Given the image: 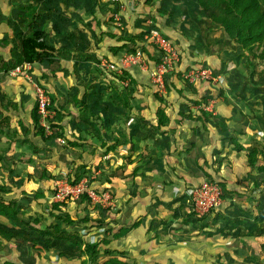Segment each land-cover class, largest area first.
<instances>
[{"label":"crops","instance_id":"crops-1","mask_svg":"<svg viewBox=\"0 0 264 264\" xmlns=\"http://www.w3.org/2000/svg\"><path fill=\"white\" fill-rule=\"evenodd\" d=\"M121 1L123 3L125 2V7L128 9V11L135 12V14L133 12L134 15H137L136 11L140 9H143L144 11H147L148 9H153L155 11L156 8L158 9V11H161L163 10V7L161 5L162 3L164 4L165 1L168 5L167 0ZM173 1L174 3H181L183 7L186 4V0ZM0 3L3 11L0 13L2 14V18L4 19L0 23V38L2 39L5 36L7 37V39H10L14 31L19 30L23 32L25 28H21L22 26H20V28L18 27L14 29L15 24L11 20V0H0ZM188 4L191 11L202 15L201 10L198 8L194 1L191 2L188 0ZM175 6L176 4L169 3V7L172 10L176 9ZM33 8L34 9L30 12H33L35 14V17L39 16L41 12H44V10H38V7ZM177 10L180 9H176V11ZM180 11L185 13L186 7L181 8ZM30 12H25L23 14L22 11L21 18L24 17L25 19H23L26 22L24 26L29 23L27 16L30 14ZM171 12L172 11H170L169 13ZM166 14H168V9ZM37 20L38 19H36V21ZM36 21L33 23V28L36 31H40V29L37 28L38 25L36 26L35 24ZM184 27H186V25L180 24L178 27L179 32H183L182 29ZM30 31L31 29H29V32ZM112 34L116 36L115 33L111 31L107 32L109 46H116L117 44L115 43L117 42L113 43L114 41H116V39L112 37ZM49 38H52V36ZM53 38L57 40L56 36H53ZM45 42L54 48L58 47L54 46L53 44L47 41ZM189 43L192 44V42ZM180 45L182 47V42L180 43ZM187 45L188 43L184 42L183 49L185 51L188 50ZM94 47L95 46H93V48ZM97 47L98 46H96L95 48ZM152 47H154V45ZM71 53L74 54L76 59L72 58L70 60H66L62 59L61 57H57L54 58V61L51 63L50 67H47L46 69L44 66L47 62L39 63V67H32V70L35 69V72L33 70L32 76H34L35 73V75L40 76L43 80V83H45L46 79L42 77L41 72L43 71L46 73H50L51 70H54L61 66L66 67L70 70L72 69V72L67 77H62L58 79V82H60L58 87H60L62 82L65 81V79L74 80L75 76L73 71V64H78L79 62H81V57L76 55L75 52L71 51ZM117 53V50L116 53H113L111 51L110 56L112 58H109V61L116 60L119 55ZM152 53H155V51H152ZM107 54L106 52L101 53V55L103 56ZM103 59L104 58H102L101 60ZM101 60L99 62H101ZM185 63L186 65H188V62L183 58L181 68H183V65H185ZM139 71L143 73V71ZM19 76L23 77V83H27L26 89L17 88L20 82L18 81L19 78H17L16 76H8L2 84V92L4 91L3 93L7 95L8 101L6 109L3 112L0 110V116L2 115L0 120H3L5 118V123H7L3 124V133L0 134V151L2 149H5L6 155L7 152L9 153V151L12 153L24 152L26 156L20 157L19 155L15 160V166L21 169V177H26L27 171L30 170V165L33 164L31 171L33 172V174H35L34 178H32L28 183L25 182L24 184L29 186L28 184L34 182L37 186V189H39L44 187V185H46V179H49L43 178L41 180L40 176H37V174L40 175V171L43 168L46 169L47 174H57L56 170L60 169L59 167L64 166L63 163L73 162L74 165V162H76L75 164H77L79 150L65 149L64 151L60 152L59 149L56 147H46L47 145L43 143L40 140V137L35 134L30 115L31 110L35 105L34 91L33 88H31L32 86H30L29 83L26 81L27 79L22 74L18 75V77ZM58 90L60 91L59 88ZM174 91L176 92V96L179 97L181 103H177L173 107H164L163 112L168 118V125L162 127V131L158 133H152L150 131L151 133L146 132V135L148 136L147 144L149 145L150 152L154 151L156 153H159L158 147L163 148L166 152V154L164 152L165 156L163 157V162L167 163V158H169L172 161H176V163H174L175 166H172L169 160L167 164L170 165V167H168V170L164 171V173L155 175L151 174L148 171L147 173H145L144 171L142 174L134 175L135 177L139 176L140 178L138 182L135 178L134 181H132L133 185L136 184L137 186L133 189L132 195H127L126 204H114L115 206L113 208L116 209L115 215L107 226L109 228H112L111 234H116L118 229L117 227H119V225L123 226V224L126 223L128 225L129 221L132 223L130 225L132 228L125 234H122L121 236H116V239L111 241L109 246L123 253L122 256L128 258V260H130L132 264H244L243 262L246 261L245 258H247L248 256L247 251H252V243L248 242L251 246V249H249L250 247H248V244H245V242L255 240L256 236L249 235L251 233L247 234V227L244 229L241 228V222L245 218V215L242 214L244 213L242 211L244 210V206H242V204H231L232 201L236 202V199H234V197H229L233 191H235L237 195L238 190H235L236 188L233 189L234 187L230 181H223V178L226 176L224 172H216L217 170L215 169L214 163H217V165L220 164V160L216 159L218 157L219 146H225V148H222V150L226 151L224 153H226L228 156L229 153H227V151L229 150V148L228 143L226 141L228 135H225L223 130H218L219 123L216 122L209 114L212 112L215 113V111L218 110L217 108H215V110H212L213 105L208 100L212 91L211 93L206 89H198L197 91ZM76 94L77 93L74 91L72 94H69V96H67V99H65L64 96L63 101H61L66 107L60 110L61 121L58 123L57 129L60 131H64V134L66 135V141L75 140L76 138H78L79 134L82 133V128L84 130L87 127L81 120V110L86 105H88L90 110L92 107V101L96 97H93L88 90L84 92L82 98H78ZM73 95H75L74 100H72L73 97H70ZM59 96H62V94H60ZM114 96L116 97V94ZM134 96L135 102H137L138 100L136 98V94H134ZM68 99L70 101H68ZM204 101L205 103H203ZM196 102H201V104H197ZM158 106L159 105L156 104L154 107H151V122L149 123H151L152 125L156 124L155 112ZM120 108L122 111L123 108ZM220 108L221 110L219 111V113H221L223 118H227L230 114L229 111L226 110L227 108ZM201 111L207 113L206 116H208H201ZM94 112L96 113V110ZM118 113H120V110L116 108L112 109V114L111 116H109L110 123L108 124L110 129H106L104 127V129L102 128L101 131L103 140L106 141L107 139H112L113 136L120 138L119 135H122L120 133H123L122 136H128L129 139L131 138L132 134L133 139H135V143H137L139 141V138L137 132L135 131V123L132 124L128 122V126L123 128L121 124L119 125L121 119H119ZM130 113L138 114V118L139 114L140 116H144L143 114H145L144 108H140L138 106V102L137 105L131 109ZM144 117L146 119V116ZM222 121V126H225L227 120L222 119ZM142 123H147V121H142ZM4 133H6L7 135H5ZM159 134L162 135L161 138L158 137ZM84 137L86 139L80 140V142L91 145L88 148L89 152H91V149L101 142L100 140H97L96 137H91L90 135L88 136L85 134ZM59 138L64 141L62 137ZM96 141L97 144L95 143ZM54 142L59 144L57 139ZM151 142L152 145L149 144ZM32 146H34V149ZM152 147H154V149ZM27 148H29V150H27ZM49 149H54V151L57 152V157L55 158L57 160H54V162H56L54 163L55 167L59 165L57 168L52 169V166L50 168L49 164L47 163L49 161L47 160L49 159V156L48 152L46 153V150L49 151ZM37 150H39L40 154L37 156L32 155V158L30 159L34 160V162L32 161L30 164L26 163V161H29V157L27 156V154ZM186 150H188L187 153L182 155L184 152L181 151ZM111 153L112 152L110 151L106 154H99L97 152H94L90 155V160L95 161L98 159V161L102 164V167H100L99 170L96 171L95 169H93V171H96L94 172L95 175L98 174L101 170L107 171L105 170L106 167H104V165L107 160L111 161ZM161 153L163 154V152ZM153 157L155 158L157 156L154 155ZM8 158L9 160L11 159V161L13 160L12 157ZM161 158L162 156L160 157V159ZM51 160H53V158ZM115 160H117V157L115 158ZM58 161H60V164H58ZM195 161H197L198 163H195ZM202 162L203 164H200ZM223 164L224 163L222 161L221 165ZM0 166H3V163H1ZM15 166H12V168ZM7 168L9 167L7 166ZM68 170H72V165L71 168L68 167ZM199 173H201V176L203 177L207 173L214 180L222 183L224 182L226 190L231 192V194L229 195L227 193V200L225 199L224 202L220 204L217 209H213V211L208 213L207 216L204 217L205 219L195 217V213L191 211L190 206L186 204L185 199L181 200L180 198H177L176 194L173 193L174 188L171 189L173 185H175L179 181H182L184 184H187L186 181H193V176H198L200 175ZM6 176H4V178ZM57 178L62 179L61 177ZM97 184L106 187L108 185L110 187L113 186V188L115 187V189L117 188L119 189V191L122 189L121 185H123L121 182L113 184ZM22 189L28 192L30 191L27 188H23V184L20 190ZM252 205H254L255 207L258 204ZM42 207L46 209V204H31L32 212H39L41 211ZM234 207L236 208V210L234 209ZM230 209H234L235 213L231 212ZM3 219L4 218H2V220ZM50 221L51 218L47 217V223H49ZM6 222L9 223L8 221ZM230 226H232V228L228 229V227ZM249 226L250 225H248V227ZM17 227L21 228L20 225ZM87 229L88 231L86 235L84 234L87 237L79 234V238H82L89 242H94L100 239L103 234L100 232L101 229L99 230V227L93 226ZM72 231L77 230L76 228H73ZM249 232L253 233V231ZM92 235L97 238L93 239ZM224 241L225 245H228V247L233 246L231 247L233 249H230V251L224 250L223 252V256L225 258L229 257V259L227 258V261H225L224 259L220 260V253L217 246L219 242L222 243ZM160 243L161 246L159 245ZM30 244L31 243L24 241L23 243H19L16 245L12 241L0 237V264H91L88 261L87 255H83L81 253L76 252V247L73 246L75 245V243H65L61 241V245L59 244V246H57L55 249H50L46 253L41 250H32ZM245 245L247 246V248ZM99 247L100 250L104 249L103 245ZM237 260H241V262H237Z\"/></svg>","mask_w":264,"mask_h":264},{"label":"rangeland","instance_id":"rangeland-1","mask_svg":"<svg viewBox=\"0 0 264 264\" xmlns=\"http://www.w3.org/2000/svg\"><path fill=\"white\" fill-rule=\"evenodd\" d=\"M189 1L193 2L194 0ZM167 2L168 5L166 4V1L164 4L162 3L161 6L163 7V10L161 11H158V9L156 8L155 11L153 9H148L147 11L140 9L136 11L137 15H134V11V14L133 12L128 11V9L125 7V2L123 3L121 0H11L10 8L12 9L11 20L15 24L14 29L18 27L20 28V26H22L21 28H25L23 32L18 30L16 32L14 31L15 33L19 32L18 35L20 33H29V29L24 26L26 22L23 18H21L22 11L24 14L25 12L32 11L31 9L33 7H38V10H44V12L40 13V15L38 16V20L35 23L36 26L38 25L37 28L42 32L41 38L43 36L44 41H47L54 46H58L56 47L57 49H59L60 47L65 48L70 52H75L76 55L81 57V62L77 64L76 70L74 72V80L65 79L60 87H58L57 85V89L49 88L47 91L49 96L54 94L57 99H60V101H63L64 96L65 99H67V96H69V94H72L74 91L77 93L76 95L78 96V98H82L86 90H88L93 97L96 96L95 98H99L101 94L105 92V89L108 88L106 86L108 78L105 75H101V73L99 72L100 70H102L99 66V61L102 58L106 59V61H109V58H112L110 56L112 49L110 48L113 47V45L109 46V39L107 37L108 31L115 33L116 38L114 39H117L119 37L134 38L135 36V38L137 39L141 36V38L143 39L141 44L143 45L128 43L127 48L139 45H141L142 47L144 46L148 54L147 57L150 59V64L156 63V60L160 59L161 57L160 51L152 47L153 44H155L152 38L153 33L160 34L172 44V46L178 53L179 59L178 61H175L177 63L175 64L174 69L165 74L162 85L154 82L149 77L148 73H141L138 67H132L128 70L130 74L129 77H132L136 80L137 90L134 92V94H136L137 96L136 98L138 100V106L142 109L144 108L145 114L143 115L146 116L145 120L147 121V125L145 126L144 130H147L148 127H150L151 129L153 128L152 124L149 123L151 122L150 112H152V106L154 107L157 104L161 106H158L159 108H163L164 110V107L166 106L173 107L175 104L181 103L179 97H177L175 94V89L190 91L192 89V91H197L198 89H206L210 93L212 91L210 98L208 97V100L213 105L212 110H215V108H217L218 110L215 111V113L212 112L209 114L216 122L219 123L218 130H223L225 135H228L229 137H227L226 139L229 148L227 153H229V156L224 153L226 151L222 150V148H225V146H219L218 157L216 159L220 160V164L217 165V163H214L215 169L217 170L216 172H224L226 176L223 178V181H230L234 187L233 189L236 188L235 190H238L237 195L235 191H233L230 195L229 198L234 197V199H236V202L232 201L231 204H242V206H244V210H242L244 213L242 214L245 215V218L241 222V228L244 229L247 227V230L245 229L247 234L251 233L249 235L256 236L255 240L249 239L251 241L245 242V244L247 243L248 247H250L249 249H251V246L248 242L252 243V251H247L248 256L247 258H245L246 261L243 263L262 264V244L264 243V169H260L258 167L261 166L264 162V85L262 87L259 86L258 88H254L251 85V78L249 77V58L251 59V57L247 55L245 51L240 50L234 44L225 42L222 44H215L211 47L206 46V43L212 40L214 34H219L220 32H212L211 36H201L199 33V27L205 26L203 17L202 15H199V13L190 10L188 0H186V4L184 3V7L181 3H174L173 0H167ZM169 3L176 4V9L180 10L181 8L186 7L185 13L181 12L180 10L176 11V9L172 10L169 7ZM167 9L168 14H166ZM164 10L166 13L164 12ZM170 11L172 12L169 13ZM0 12H3L1 3ZM0 20H4L1 13ZM180 24L186 25V27L182 29L183 32H179L178 30ZM51 36L52 38H49ZM53 36H56L57 40L54 39ZM3 38H0V61L3 58L4 60H8V58L11 57V50L16 53V48H13L12 42V40L17 39L16 35L13 34L10 39H7V37L5 36ZM181 42L182 47L180 45ZM184 42L188 43L187 51L183 49ZM189 42H192V44H190ZM113 43L117 44L116 47H114L115 49H117L121 42L114 41ZM93 46L98 47L93 48ZM152 51H155V53H152ZM103 52L109 54L103 56L101 55V53ZM117 52V54L120 55L121 53L127 51L121 48ZM94 58L98 61H95ZM183 58L188 62V65H186L185 63V65H183V68H181ZM251 62L255 65L257 71H260L263 68V66L261 65V61L252 59ZM33 70L35 72V69ZM33 70H31L30 79L26 78V81L30 86H32L31 88H33V82L37 84H43V80L40 76L35 75V73L34 76H32ZM196 71H208L209 75L208 77L203 79L195 78L190 81V78H192L193 74H195ZM9 76L12 75L9 73ZM16 77L19 78V80H17L20 82L17 88L26 89L27 83H23V77ZM184 81L191 84L192 87L186 86ZM2 88L3 87H1V89ZM58 88L60 89V91L58 90ZM3 92L0 91V110L2 112L6 109L8 101L7 95L4 94V96H1ZM60 94H62V96H59ZM240 100H242V106H240L239 104ZM68 101L70 100L68 99ZM97 103L99 105L100 103H103V101L98 100ZM198 103L201 104V102ZM203 103H205V101ZM220 107L227 108L226 110L229 111L230 114L227 118H223L221 113H219V111L221 110ZM118 110L121 111V108H118ZM240 110H242V113L245 114L244 118L242 117L239 120L238 117H236L235 119L233 116L241 114V112L238 114ZM222 119L227 120L225 126H222ZM145 120L143 121L145 122ZM128 122L132 124L137 122L134 125L136 126L135 131L137 132L139 138V136L141 135L139 126L141 128L142 120H139L138 117H133L129 121H127V123H123L121 121L119 125L121 124L123 128H125L126 126H128ZM122 135H119L122 145L118 148V150H121L119 154H126L127 149L130 147V143L128 142L129 137H123ZM158 137L161 138L162 135L159 134ZM231 137L236 139V142H238V144L243 147L242 151L239 149V146L237 147V145H235L230 140ZM62 138L64 139L63 143L60 141L59 144L54 142V147L58 148L60 152L65 150L64 148L67 142L66 135ZM113 140L114 139H107L106 143H113ZM140 144V141H138L137 143L134 142L133 145H131L132 155L135 156L139 153L140 150H143ZM149 144L152 145V142ZM105 148L106 145L101 147L98 143L94 148L91 149V152L92 154L94 152L104 154ZM152 148L154 149V147ZM254 148H256L259 153L257 154V157L254 161V165H250L248 163L247 153ZM27 150H29V148H27ZM158 150L159 155L162 156L161 159L159 157H151L143 161L142 166L144 167L145 173H147L148 171L151 174L159 175L161 173H164V171L168 170V167H170V165L167 164L170 160L169 158H167V163L163 162V157L165 156L164 149L158 147ZM37 152L40 154L39 150H37ZM47 152L49 156V159H47L49 160L47 162L49 164V167L51 168L52 166V169L57 168L59 165L55 167L54 164L56 163L54 162V160H57L55 159L57 157V152L54 151V149H49V151L46 150V153ZM147 152L149 151L144 150L143 154H147ZM161 152H163V154ZM117 153L118 152L116 151L111 153V161H106L104 167H106L105 170H107V173H112L115 170V166L117 164L115 158L118 156ZM11 154L12 152H7V156H10ZM52 158L53 160H51ZM221 160L224 163L223 165H221ZM170 162L172 166H175V160H170ZM91 163L97 164L99 163V161L98 159L95 161L92 160ZM58 164H60V161H58ZM63 164L64 166H61L62 168L59 167L60 169L56 170L57 174H54V180L57 178V176H59L58 174L62 176L65 174H69L68 167L71 168L72 163L65 162ZM200 164H203V162ZM8 170L9 168H7L5 164H3V166H0V184L8 185L6 187L7 192L3 194L4 198H19L21 192L20 188L12 187L8 183L9 181L5 179L6 177L4 178V176L6 175L9 176ZM199 174L200 175L198 176H193V181H186L187 184L179 181L177 185H174L171 188H174L173 193L176 194L177 198H180L181 200L185 199V202L186 204H188V206H190V203L187 201L189 200V197L187 196L188 189L191 186L198 184L203 178V176H201V173ZM128 175L129 173L126 174V177L124 176L122 178L123 180L121 179L123 185H121L122 189L120 191L119 189H115V187L113 188V186L110 187L108 185L113 196L114 204H126V197L129 194V192L127 191L126 183L128 182L131 184L132 179L134 181V178L137 180V182L140 180L139 176H134V178H131ZM37 176L39 175L37 174ZM21 178L24 179L25 176ZM53 182L54 181L51 179H46V185L44 186L46 188L53 189ZM96 182L98 183L97 180ZM20 184H22V181L20 182ZM28 185L29 186L23 183V188L29 189L30 194L33 192L35 193V191L38 190L34 182H31ZM47 194L48 193H46V195ZM48 198L42 200L44 204L47 203ZM225 199L227 200V193L226 190H223L222 203ZM31 204H35V201ZM252 204L258 205L254 207V205ZM92 208L93 205L90 204L89 210H92ZM190 209L191 211H193L191 206ZM234 209L236 210L235 207ZM234 209H230V211L234 212ZM111 210L113 212L116 211V209L114 208H111ZM69 211L71 214H77V219L75 220L76 224L74 228H76L77 232H79L80 235L85 236L88 231V226L92 225L98 226L99 230L101 229L100 232H103V227L100 226L97 222V212L88 214L82 206H76L75 203L69 205ZM206 216L207 214L202 217L198 215H196L195 217L204 218ZM108 217L109 216L106 215L105 218ZM84 218H86V221H81ZM77 220H79V222ZM129 222L128 225L126 223L123 224V226L130 227L132 223ZM248 225L250 226L248 227ZM117 228L118 232L122 228V226L119 225V227ZM229 228H232V226L228 227V229ZM248 230L253 231V233L249 232ZM96 238L97 237L93 236V239ZM159 245L161 246V243ZM217 246L220 253V260L224 259L225 261H227L229 257H227L228 259L225 258L223 256V252L224 250L230 251V249H233L231 248L233 246L228 247V245H225V241L222 243L219 242ZM237 262H241V260H237Z\"/></svg>","mask_w":264,"mask_h":264},{"label":"trees","instance_id":"trees-1","mask_svg":"<svg viewBox=\"0 0 264 264\" xmlns=\"http://www.w3.org/2000/svg\"><path fill=\"white\" fill-rule=\"evenodd\" d=\"M194 2L201 10L203 22L205 23L204 27L200 26L201 30L199 33H201V36H211L212 32H220L219 34H214L212 40L208 41L206 43V46L211 47L215 44L217 45L219 43L222 44L225 42L234 44L240 50L245 51L246 54L251 57V59L249 58V77L251 78L250 83L254 88H258L259 86L262 87L264 85V0H194ZM33 9L34 8H32L31 10ZM27 19L29 23H27L26 28L31 29V31L28 34L20 33L19 35V32L15 33V31L13 34L16 35L17 39L12 40V42L13 48H16V53L11 50V57H9L8 60H4L3 58L0 61V91H2V83L9 76V72L22 63H30L33 68H37L39 67V63L47 62L45 65L46 67L44 66L46 69L47 67H50L51 63L54 61V58L61 57L62 59L66 60H70L72 58L76 59L74 54H72L67 49L54 48L48 45L41 38V30L36 31L33 28V23L36 21V19H38V16L35 17V14L33 12H30V14L27 16ZM1 21L2 20H0V22ZM112 37L116 38L114 34H112ZM135 37L117 38L116 41H119L121 43L117 47V49L114 48L116 46L111 47V51L113 53H116V50L119 51L122 48L127 52L133 53L138 48H141V50L146 55H148L144 46H141L143 45L141 44L143 41L141 36L137 39ZM128 43L141 45L127 48ZM154 47L155 49H157L155 45ZM160 55H162V51H160ZM252 59L261 61V65L263 66V68L260 71H257L255 65L252 64ZM94 60L98 61L95 58ZM111 61L114 62L117 61V59ZM159 61L160 60L157 59L156 63H158ZM176 63L177 62H175V64ZM76 67L77 64H73L74 72L76 70ZM71 72L72 69L70 70L66 67L61 66L54 70H51L50 73L42 71L41 75L46 79V82L43 84L40 83V85L46 91H48L49 88L57 89V85H59L60 83L58 82V79L67 77L71 74ZM99 72L101 73V75H105L108 78V82L106 83V86L108 88L105 89V92L101 94L99 98L93 99L92 104L90 103L92 106L90 110L88 105L83 107L80 117L87 127L84 130L82 128V133L79 134L78 138H76L75 140H67L65 144L64 149L79 150L77 164H75L76 162H74L73 165L72 162V170L69 171V174L57 176L62 177V179H65L71 184L78 182L84 176L89 178V175L91 173L96 172L100 167H102L101 162L97 164L91 163L92 160H90V155L92 153L89 152L88 149L91 145L80 142V140L86 139V136L84 137L85 134L88 136L90 135L91 137H96L97 140H100L101 142L99 143V145L101 147L106 145V148L104 150L105 154L109 151L112 153L115 151L118 152L115 170L112 173H107V171L101 170L98 174H96V180L100 184H113L117 182L123 183L122 178L124 176L126 177L127 173H129V177L134 178L135 174H142L144 172V167L142 166L143 161L153 157L154 155L159 158L161 157L159 153H156L154 151L150 152L147 144L148 136L146 135V132L150 131L152 133H158L159 131H162V127L168 125V118L163 112V108H159L161 106H159L155 112L156 124L152 125V129L148 127V131L144 130L147 124L142 123V126L140 128L141 135L139 136V141L143 150H140L137 155H132L131 145H133V143L135 142L132 134L131 138L128 141L130 143V147L127 149L126 154H119L121 150H118V148L122 145L120 138L113 136L112 139H114V142L111 144H107L106 141L103 140L101 131L102 128L104 129V127L106 129H110V127L108 126V124L110 123L109 116H111L113 108H123V112L120 111L121 113H118L119 119H121L123 123H127V121H129L133 116H136V118L138 117V114L130 113L131 109L137 105L134 96V92L137 90V84L135 79L129 77L130 74L127 69H123L121 73H118L116 70L103 69ZM184 83L186 86L192 87L188 82L184 81ZM175 90H177V92L181 91V89ZM115 94L116 97L114 96ZM1 96H4V93L1 94ZM49 97L50 104L48 107L52 108L55 112L54 120L50 121V125L52 127L51 134L46 135L44 129L38 124L36 103L33 106L30 115L35 134L39 136L40 140L47 145L46 147L51 148L54 147V141L56 139L58 141L59 137L64 136V131L58 130L57 126L61 121L60 110H62V108H65L66 106L60 100H58L54 94L50 95ZM71 97H73L72 100L75 99V95ZM98 100H102L103 103H100L98 105ZM241 101L242 100H240L239 102L240 106H242ZM95 110L96 113L94 112ZM240 112L241 114H239ZM200 113L201 116L207 117L204 111H201ZM238 114L239 115H234L233 117L235 119L236 117H238V119L240 120L245 116V114L242 113V110H240ZM144 116H139V120H145ZM5 121V118L3 120H0V134L3 133V124H7L5 123ZM4 134L7 135L6 133ZM230 140L235 145H237V147L239 146V149L241 151L243 150V147L240 146L238 142H236V139L231 137ZM32 147L34 149V146ZM144 150L149 152H147V154H143ZM188 150L181 151L184 152L182 155L187 153ZM5 152V149H2L0 151V164L3 163L10 168L8 174L9 176H6L5 179L9 181L8 183L12 187L21 188L23 183H28L32 178H34L35 174H33V172L31 171L33 164L30 165V170L27 171L26 177L22 179V171H20V168L15 166V160L19 155L20 157H24L26 156V154L24 152H14L11 156H7ZM258 153L259 152L256 148L250 150L247 153L248 163L250 165H254V161ZM32 155L37 156L39 155V153L37 151L28 153L27 156L29 157V161H26V163L30 164L32 161L34 162V160H30L32 158ZM8 157H12L13 160H9ZM195 163L198 162L195 161ZM12 166L15 167L12 168ZM258 168L264 169V162ZM93 169H95L96 171H93ZM39 176L41 180L43 178H49L53 180L55 177L54 175L47 174V171L44 168L40 171ZM203 180L216 181L207 173L200 181ZM21 181L22 184H20ZM175 185H177V183ZM219 185L221 186L222 190H226L224 183L221 182L219 183ZM7 186V184H0V237L12 241L16 245L26 241L28 243H31L30 245L32 250H41L44 253H46L50 249H55L57 246H59V244L61 245V241L65 243L71 242L75 243V245L73 246L76 247L75 249L77 253L88 256V261L91 264H132V262L128 260V258L122 256L123 253L109 246L111 241L116 239V236H121L132 228L131 226H122V228L116 234H111L112 228L107 227L111 219H113L115 215V212H113L111 208L103 209L96 205L92 208V210H89L91 203L89 197L85 193L76 200L67 198L62 202H53L50 200V196L53 190L46 188L45 186L39 188L35 191V193L33 192L31 194L28 191L22 189L20 190L21 192L19 198L12 197L6 199L4 198L3 194L7 192ZM126 186L129 195H132L133 189L137 185H133V183L130 184L127 182ZM46 193L48 194L46 195ZM226 193H228V195L231 194V192L227 190ZM45 198H48L46 209L42 207L41 211L32 212L31 203L35 201V204L43 205L44 203L42 200ZM74 203L76 206H82L88 214L97 212V222L100 226L104 227V230L102 232L103 234L100 239L94 242H89L82 238H79V232L72 231L76 224L75 220L77 219V214L70 213L69 205ZM211 211L213 210H209L208 213H210ZM208 213L195 214L202 217ZM106 215H108L109 217L105 218ZM47 217L51 218V221L49 223H47ZM2 218L4 219L2 220ZM85 219L86 218L81 221L85 222ZM6 221H8L9 223H7ZM77 221L79 222V220ZM19 225L21 228L17 227ZM93 226H89L88 228ZM101 245L104 246L103 250H100L99 246ZM262 252V264H264V243L262 244Z\"/></svg>","mask_w":264,"mask_h":264},{"label":"built area","instance_id":"built-area-1","mask_svg":"<svg viewBox=\"0 0 264 264\" xmlns=\"http://www.w3.org/2000/svg\"><path fill=\"white\" fill-rule=\"evenodd\" d=\"M152 38L155 43L153 45L159 51H162L158 63L150 64L147 55L141 48H138L133 53H121L115 62L101 60L99 63L100 68L103 70H116L118 73H121L123 69L129 70V68L138 67L141 71L148 73L154 82L162 85L165 74L174 69L175 61H178L179 56L172 44L163 36L158 33H153ZM31 69L32 65L30 63H22L9 73L12 76L22 74L25 78L30 79ZM208 75V71H196L192 78H190V81L195 78L203 79L208 77ZM32 85L37 106L38 124L44 129L45 134L49 135L52 133L50 121H53L55 116L54 110L48 107L50 97L48 92L40 84L33 82ZM58 141L64 142L60 138ZM95 176V173H91L89 178L84 176L74 184L67 182L65 179L54 180L50 200L53 202H62L67 198L76 200L85 193L89 197L93 207L98 205L104 209L113 208L115 205L109 187L97 184ZM222 193L223 190L218 181L203 180L188 189L187 196L189 200L187 201L195 213L205 214L209 210L217 208L222 203Z\"/></svg>","mask_w":264,"mask_h":264}]
</instances>
